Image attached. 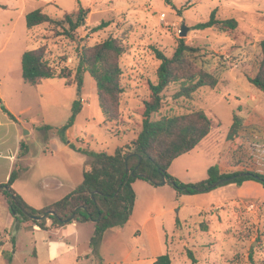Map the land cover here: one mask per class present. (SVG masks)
Here are the masks:
<instances>
[{
	"label": "rangeland",
	"instance_id": "1",
	"mask_svg": "<svg viewBox=\"0 0 264 264\" xmlns=\"http://www.w3.org/2000/svg\"><path fill=\"white\" fill-rule=\"evenodd\" d=\"M79 6L87 9V14L83 23L72 30V37L61 34L63 30L58 24L46 22L31 29L26 26L25 16L32 10L41 9L53 19L61 20L65 13L75 12ZM212 10H215L218 19L234 18L237 27L226 31L219 28L194 29L195 24L208 20ZM102 22H106V26L92 30ZM64 25L68 27L67 23ZM182 25L188 29L183 36L180 35L183 32ZM107 38L116 39L123 49L119 56L123 87L119 100V119L105 125L102 123L96 85L87 74V79L94 83V88H89V82L83 85L85 93L82 88V109L71 130V136L80 139H76L81 142L80 146L113 153L118 146L128 145L137 136L141 127L144 102L150 97L149 83L156 82V70L160 63L154 49L171 57L178 39L183 38L186 44L198 48L195 54L197 65L215 76L217 84L212 88L202 86L190 97L177 95L180 89L178 81L170 83L162 92V107L154 115L155 118L202 110L212 122V129L208 137H205V142L195 148L189 156L176 161L172 171L180 174V178L175 177L184 183L204 179L201 174L203 171L206 173L215 160L223 163L219 167L222 172L238 171L236 140L243 125L232 139H227L233 115L237 114L243 119L251 117L257 123L264 118V92L249 82V78L256 74L261 60L264 0H0L2 105L8 111L11 110L23 126L33 129V139L30 141L32 157L19 164L21 168L29 169L21 172L23 176L20 185L25 188L38 187L37 182L50 165L63 164L58 157L52 158L51 152L47 151L55 149V141H58L55 137L59 135L39 127H58L66 122L71 115L72 103L76 99V86L71 82L78 64V56L83 48L96 45ZM39 46L45 47L47 59L57 71L62 68L72 71L70 85L62 78L46 79L34 86L24 82L21 77V55L25 50ZM26 107H30V110L20 112ZM49 139H52L50 146L47 145ZM76 140H72V144L78 143ZM259 142L264 147V139ZM262 152L264 154V151ZM227 153V158H224ZM56 155L60 153L57 152ZM185 159L190 164L189 168L186 167ZM3 172L4 170L0 169V176ZM143 181L139 180L135 184L138 207L140 205V210L144 211L148 198L151 195L156 197L155 200L159 202L151 206V210L155 212V209L160 207L166 211L162 218L163 231L167 234L160 233L161 239H167L170 244L173 241L175 249L185 251L189 258L190 248L184 247L181 236L191 242L198 237L199 229L204 230L207 227L205 221L199 222L200 218L193 216L192 206H207L208 197L210 193H215L211 192L214 189L188 194L193 196L183 194L182 198H177L175 189L170 184L152 187L145 186ZM149 188L152 193H145ZM183 197L192 198L188 201ZM0 202L6 209L1 194ZM7 211L6 209L5 214L9 215ZM137 215L138 210L131 222L119 231H122L120 239L125 244L140 249L143 238L132 240L138 229L134 224ZM155 221L161 222L160 217H156ZM228 221V234L235 243L228 252L229 264H262L264 229L248 226V220L243 218L239 220L230 216ZM9 224L8 228L13 232L15 239L5 243V251H13L12 260L6 264H36L37 257L33 255L32 246L36 237L24 233L17 234L18 228L16 229L11 221ZM92 229L94 231V225ZM160 230L162 232L161 226ZM243 236L248 241L242 250ZM253 237L255 240L250 243ZM116 245V242H113V252L110 251L109 245L105 251H110L113 261L123 258ZM190 251L192 253V250ZM40 256L42 257L41 254ZM130 256L132 258L135 255ZM187 262L185 259L180 264Z\"/></svg>",
	"mask_w": 264,
	"mask_h": 264
},
{
	"label": "trees",
	"instance_id": "2",
	"mask_svg": "<svg viewBox=\"0 0 264 264\" xmlns=\"http://www.w3.org/2000/svg\"><path fill=\"white\" fill-rule=\"evenodd\" d=\"M80 2V0H78ZM87 9L79 6L75 12L65 13L61 20H56L35 9L25 16L27 28H33L49 22L58 24L63 35L72 37V30L78 28L84 21ZM67 23L68 27H65ZM106 26L102 22L92 30L96 31ZM237 22L234 18L218 19L215 10H212L207 21L194 25V29L219 28L222 31L234 30ZM261 60L258 70L249 82L258 90L264 92V38L260 40ZM122 47L114 38L85 47L78 56L73 81L76 86V99L71 106V115L64 124L58 127L44 125L39 129L54 131L66 142V131L74 125L82 109V88L84 74L87 72L96 85L99 107L103 116V124H109L119 119V100L123 92L121 85L122 70L119 65V56ZM198 48L189 46L183 38L178 43L171 57L166 56L158 49H154L156 58L160 61L156 70V82L149 83L150 97L144 102L142 122L137 136L128 145L118 146L113 153L97 151L90 147H70L86 156L82 182L61 199L43 206L34 208L29 205L12 187L22 168L20 165L10 173L7 181L0 183V193L5 197L11 222L17 229L19 223L30 221L42 229L51 226H62L72 221L94 222L93 235L90 238L91 254L101 261L99 246L104 232L112 227H122L129 220L134 206L135 192L132 183L136 179L144 180L154 186L165 180L177 194H196L211 191L227 184L240 185L245 180H254L264 188V174L254 170H240L221 172L217 164L210 165L207 177L197 182L184 183L169 173V166L177 157L194 149L211 131V119L202 110H193L187 114L161 116L154 115L162 107V92L170 83L180 82L177 95L190 97L202 86L214 87L217 78L197 65L195 54ZM72 71L62 68L57 71L48 61L46 49L39 46L25 50L21 55V77L30 85H39L50 78H62L67 85ZM4 113L14 118L1 105ZM244 119L237 114L233 115L232 124L226 138L232 139ZM19 157H28L29 148L21 144ZM40 220L30 216H42ZM74 215L73 220L66 219ZM10 260L9 253H4ZM192 264L196 259L188 250ZM152 264H171L169 253L159 255ZM264 264V260L262 262Z\"/></svg>",
	"mask_w": 264,
	"mask_h": 264
},
{
	"label": "crops",
	"instance_id": "3",
	"mask_svg": "<svg viewBox=\"0 0 264 264\" xmlns=\"http://www.w3.org/2000/svg\"><path fill=\"white\" fill-rule=\"evenodd\" d=\"M87 74L89 73L86 72L84 74V84L89 82V88H94L95 81L93 80L94 83L88 81ZM83 93H85L84 87ZM2 104H4V102L0 97V169L4 170L3 175L0 176V183L7 181L10 173L17 164L19 165L24 159L32 157L30 141L33 139V129L23 126L11 110V112H8L13 115L14 118H11L8 114L4 113L1 109ZM28 110H30V107L23 108L20 112ZM244 118L243 128L239 131V136L236 140L238 160L237 170H254L264 174V154L262 152L264 151V147L259 142L260 139H264V118L260 123H257L255 119H252L251 117ZM24 129H27L28 133H24ZM72 129L73 126H71L65 133L67 138L66 142L57 136L55 137L58 140L55 141V149H47V151L51 152L52 158L58 157L63 162L61 166L56 164L50 165L37 182L39 186L35 188H25V186L20 185L23 176L21 172L29 170L27 167H24L18 178L12 184L13 189L34 208H42L45 205L61 199L76 188L83 180L86 156L70 147L69 144L73 143L72 140H80L75 136H71ZM45 138H47V134L45 135ZM206 138H204L195 148L205 142ZM51 140L52 139H49L47 141L48 146H50ZM77 142L78 143H76L75 146L79 147L81 142ZM21 144H26L28 146L30 152L28 157H19L18 153ZM194 149L174 159L169 166V173L180 178V174L176 171H172V166L176 161L189 156ZM228 150L230 151L229 148ZM57 152L60 153V155H56ZM227 155L228 153L224 158H227ZM186 160L187 159H185L184 162L186 163V167L189 168L190 164ZM213 164H218L219 167L223 165V163L218 160H215ZM206 173L203 171L201 177L206 178ZM139 180L143 181L141 179H136L132 183V187L135 190V201L132 214L124 226H126L128 222H131L138 210V218L136 216L134 219V224L135 226L137 225L136 227L138 229L132 240L138 241L143 238L140 249L137 246H128V244H125L124 241L120 239L122 231L119 230L124 226L112 227L107 229L103 234L99 246L101 261H98L91 254L89 244L90 238L93 235V221H72L62 226H51L50 221H48L47 224L49 227L47 229H42L32 222L26 221L19 223L17 234L24 233L36 237V240L34 239L32 244L33 255L37 257L36 264H152L159 255L164 253H169L171 264H180V262L185 261V259L189 262H187V264H191L185 251L175 249L176 247L173 241H171L170 244L167 243V239H161L160 233L163 235L166 233V231H163L162 218V215L166 211L165 208L160 207L156 208L155 212L151 210V206H154L159 202L155 200L156 197L154 198V196L151 195L150 198H148L146 203L147 208L144 211L140 210V205L138 207V194L135 184ZM143 182H145V186L152 187L163 186L166 183L154 186L146 181ZM139 187L141 189L140 185ZM211 192L215 193H210L207 206L201 204H195L192 206L194 210L193 216L199 217V222L205 221L207 227H205L204 230L199 229L197 232L198 237L194 238L191 242H187V240L181 236V243L184 247H189L190 250H192L193 256L196 259V264H229L228 252L232 249L235 243L228 234V219L230 216L239 218V220L243 218L248 220V226L255 229H264V188L258 182L245 180L240 185L227 184L218 187ZM145 193L148 194L152 192L149 188L146 189ZM176 196L177 198H182L184 195H179L176 192ZM2 197L5 200L3 195ZM183 198L189 201L192 197ZM4 204L8 210L6 200ZM249 204H254V207L249 208ZM6 209L0 202V264H6L7 261L12 260L13 251L12 253L5 251L4 246L6 242H12L15 239L13 232L8 228L11 216L9 210L7 211L9 215L5 214ZM181 209L182 207L179 208V211H181ZM156 217H160L161 222L155 221ZM172 222L173 221L171 220V228L173 226ZM254 240L255 237L250 240V243ZM246 241L248 240L243 236L241 241L242 250ZM113 242H116V247L121 252V255H123V260L113 261V258H111L109 252H113ZM107 245L111 248L108 253L105 252L107 251ZM135 249L139 250L135 253L133 252ZM4 253H9L10 260L7 259ZM132 254L135 256L131 258L130 255ZM248 257L249 253L247 254V258ZM243 264H248V262H243Z\"/></svg>",
	"mask_w": 264,
	"mask_h": 264
},
{
	"label": "water",
	"instance_id": "4",
	"mask_svg": "<svg viewBox=\"0 0 264 264\" xmlns=\"http://www.w3.org/2000/svg\"><path fill=\"white\" fill-rule=\"evenodd\" d=\"M182 30H183V32H181V34L180 35H185L186 34V32H187V27H185V25H182ZM24 133H28V131L26 130V129H24ZM163 183H165V180H163L162 181V184ZM30 218L31 219H36V220H40V219H42V218H44V215H42V216H38V217H35V216H30ZM73 218H74V215H71V217H69L68 219H66V222H70L71 220H73Z\"/></svg>",
	"mask_w": 264,
	"mask_h": 264
},
{
	"label": "built area",
	"instance_id": "5",
	"mask_svg": "<svg viewBox=\"0 0 264 264\" xmlns=\"http://www.w3.org/2000/svg\"><path fill=\"white\" fill-rule=\"evenodd\" d=\"M248 206H249V208H253L254 204H249Z\"/></svg>",
	"mask_w": 264,
	"mask_h": 264
}]
</instances>
